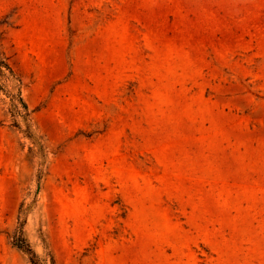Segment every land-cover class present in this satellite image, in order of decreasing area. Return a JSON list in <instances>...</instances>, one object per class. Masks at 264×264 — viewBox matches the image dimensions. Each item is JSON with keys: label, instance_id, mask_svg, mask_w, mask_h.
Returning <instances> with one entry per match:
<instances>
[{"label": "rangeland", "instance_id": "374dc122", "mask_svg": "<svg viewBox=\"0 0 264 264\" xmlns=\"http://www.w3.org/2000/svg\"><path fill=\"white\" fill-rule=\"evenodd\" d=\"M0 51V264H264V0H0Z\"/></svg>", "mask_w": 264, "mask_h": 264}, {"label": "trees", "instance_id": "16d2710c", "mask_svg": "<svg viewBox=\"0 0 264 264\" xmlns=\"http://www.w3.org/2000/svg\"><path fill=\"white\" fill-rule=\"evenodd\" d=\"M1 77L5 79H10V77L17 78L14 70L8 63V60L3 56V54L0 51V78ZM0 91L5 92L4 88L1 85V82H0ZM17 100L19 105H21L20 107L23 109L24 113L27 114L28 108L22 98L21 91H19L18 93ZM24 225H25L24 221H20V220L18 221L17 228L11 239V244L13 247L21 251L23 254H25L29 258L31 264H42L37 254L35 253V251L33 250V248L31 247L30 243L28 242V240L24 235ZM51 264H56V263L54 260H52Z\"/></svg>", "mask_w": 264, "mask_h": 264}]
</instances>
